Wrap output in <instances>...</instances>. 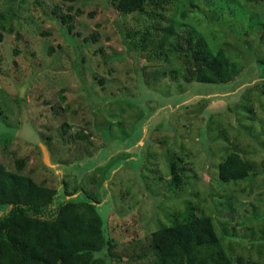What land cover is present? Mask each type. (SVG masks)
Returning <instances> with one entry per match:
<instances>
[{"label":"rangeland","instance_id":"1","mask_svg":"<svg viewBox=\"0 0 264 264\" xmlns=\"http://www.w3.org/2000/svg\"><path fill=\"white\" fill-rule=\"evenodd\" d=\"M115 5L0 0V165L58 202L76 190L67 198L100 202L113 247L96 256L109 264L147 262L151 234L190 210L213 218L233 264H264V0H150L132 16ZM218 49L243 71L197 83L195 52ZM233 152L255 169L223 184Z\"/></svg>","mask_w":264,"mask_h":264},{"label":"trees","instance_id":"2","mask_svg":"<svg viewBox=\"0 0 264 264\" xmlns=\"http://www.w3.org/2000/svg\"><path fill=\"white\" fill-rule=\"evenodd\" d=\"M113 1L117 11L132 16L144 13L150 0ZM77 14L82 12L77 11ZM61 20L73 31L71 14L63 15ZM164 33L162 45L176 35L175 26L164 29ZM169 52L174 53L173 50ZM257 62L264 66V59ZM174 71L181 73L179 68ZM242 71V66L232 61L224 49H218L216 52H195L187 74L197 83L226 85L234 82ZM62 100L65 97L62 96ZM79 136L84 140L88 138L84 134ZM23 167V162H17L18 170ZM43 167L53 172L46 164ZM254 169L251 162L233 152L220 163L219 179L223 184L239 182L247 179ZM179 181L178 175L172 180L175 186ZM77 192L66 191L65 199L58 202V191L48 187L45 181L37 183L29 175L9 171L0 165V211L5 213L0 218V264H109L105 257L96 256L106 247L110 251L113 247L105 235V222L95 204L100 202L87 194L83 202L67 198ZM145 258L147 262L143 264H233L217 234L213 218L196 217L191 210L181 214L178 221L161 226L151 234L150 254Z\"/></svg>","mask_w":264,"mask_h":264},{"label":"water","instance_id":"3","mask_svg":"<svg viewBox=\"0 0 264 264\" xmlns=\"http://www.w3.org/2000/svg\"><path fill=\"white\" fill-rule=\"evenodd\" d=\"M44 155H45V164H46V166H47V162L50 163V161H49V154H48V152L46 151V153H44ZM51 166H53V165H51Z\"/></svg>","mask_w":264,"mask_h":264}]
</instances>
